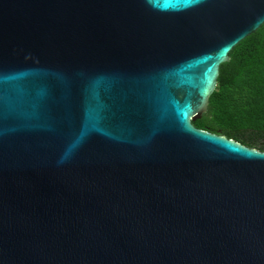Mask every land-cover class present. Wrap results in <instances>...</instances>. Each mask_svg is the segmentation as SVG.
Segmentation results:
<instances>
[{"label":"water","instance_id":"obj_1","mask_svg":"<svg viewBox=\"0 0 264 264\" xmlns=\"http://www.w3.org/2000/svg\"><path fill=\"white\" fill-rule=\"evenodd\" d=\"M264 0H0V264H264V151L200 130Z\"/></svg>","mask_w":264,"mask_h":264},{"label":"trees","instance_id":"obj_2","mask_svg":"<svg viewBox=\"0 0 264 264\" xmlns=\"http://www.w3.org/2000/svg\"><path fill=\"white\" fill-rule=\"evenodd\" d=\"M218 65L215 86L197 129L264 151V23L234 45Z\"/></svg>","mask_w":264,"mask_h":264}]
</instances>
